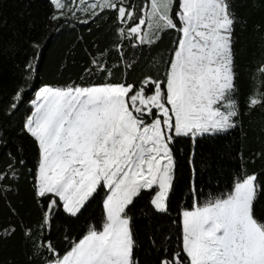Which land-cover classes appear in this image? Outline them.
<instances>
[{
	"label": "snow or ice",
	"instance_id": "6c2138e0",
	"mask_svg": "<svg viewBox=\"0 0 264 264\" xmlns=\"http://www.w3.org/2000/svg\"><path fill=\"white\" fill-rule=\"evenodd\" d=\"M47 4L42 19L20 13L22 24L0 15V55L24 52L0 103V200L9 205L0 246L19 236L24 258L16 264H264V168L242 166L220 196L201 200L198 188L213 160L200 141L243 130L245 116L264 114V16L252 26L262 51L247 90L236 49L237 26L248 24L241 10L264 12V0ZM77 25L99 33L81 74L36 82L45 37ZM165 37L170 43L161 49ZM257 127L264 136V118ZM185 138L192 202L173 215L176 145ZM25 141L34 158L27 175L35 212L27 216L10 206ZM257 159L264 161V145ZM141 201L149 221L142 235Z\"/></svg>",
	"mask_w": 264,
	"mask_h": 264
},
{
	"label": "trees",
	"instance_id": "16d2710c",
	"mask_svg": "<svg viewBox=\"0 0 264 264\" xmlns=\"http://www.w3.org/2000/svg\"><path fill=\"white\" fill-rule=\"evenodd\" d=\"M135 2L139 5L142 0H135ZM257 3H259V0H257ZM47 9V0H0V15L6 18L9 24L14 21L22 24L23 20L20 19V13L22 12L25 14L32 13L42 19ZM241 14L247 17L248 24L244 29L239 25L236 29L238 39L236 45L237 65L241 77V88L247 90L250 86V74L255 71L256 61L260 59L262 51L258 37L252 31V26L264 16V12L259 9L245 8L241 10ZM88 27L94 28V25ZM5 32H7V29H5ZM37 32H39V27ZM97 35L99 33L95 31L89 35L87 27L77 25L75 29L66 28L58 34H52L50 39L45 37L46 45L40 59V75L36 78V82L41 79H67L69 76L76 78L80 75L82 72L81 65L87 59L85 49L91 50V44ZM171 35L174 36L175 34L172 33ZM79 37H83V39L80 40ZM169 43V37H165L160 48L164 49ZM23 60V50L18 53L5 52L0 55V103L7 101L8 95L18 79L19 68L14 67V65L22 64ZM62 65L64 66L63 70H61ZM138 74L139 68L136 72L130 73L132 76ZM30 95L31 92H29ZM26 107L27 105H21L20 110L24 111ZM262 118H264V114L257 110L251 117H244L243 130L237 128L221 138L200 141L203 145L201 151L213 156L211 168L203 171L198 177L201 200L220 196L222 193L229 191L233 179L242 166L247 167L249 170L264 168V161L257 159L254 163L252 162L253 154L260 151L262 145H264V136L260 135L257 127ZM190 143V140L185 138L178 140L176 145L177 156L180 161L178 170L180 179L175 192L171 196L173 215L179 205H190L192 202V197L188 194L187 188L189 171L183 159L190 148ZM24 148V155L19 158L24 159L26 164L23 168V174L20 176L19 192L11 195L10 206L18 208L27 216L35 212L31 201L30 177L27 175L28 169L33 167L34 158L30 142L25 141ZM181 150L183 151L181 152ZM4 151H0V165L5 162ZM143 204L144 201H141L135 210L136 225L141 235L149 223L140 212ZM8 208L9 205L0 200V222L7 219ZM95 211L98 214L99 209L96 208ZM23 258V244L18 235L5 245L0 246V264H4L6 261L16 264L17 261L23 260Z\"/></svg>",
	"mask_w": 264,
	"mask_h": 264
}]
</instances>
